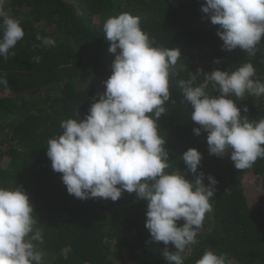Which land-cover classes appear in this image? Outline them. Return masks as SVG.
Instances as JSON below:
<instances>
[{"label":"trees","instance_id":"obj_1","mask_svg":"<svg viewBox=\"0 0 264 264\" xmlns=\"http://www.w3.org/2000/svg\"><path fill=\"white\" fill-rule=\"evenodd\" d=\"M205 0H9L10 15L21 21L24 37L0 57V74L8 81L0 87V186L21 187L33 204L36 227L43 229L44 264H167L163 242H152L145 227L147 202L124 192L117 201L81 200L70 195L61 173L46 155L49 138L62 133L60 123L83 119L103 81L111 75L114 54L102 29L107 16L130 13L154 46L179 48L181 57L170 77L175 103H166L159 118V134L170 152L171 171L188 173L180 156L189 148L202 154L198 172L216 180L213 211L206 216L188 250L184 264H196L206 249L224 253L232 264H264V159L238 170L230 154L209 155L207 133L196 136L191 105L177 86L180 79L202 68L234 70L245 62L264 82V38L249 57L239 48L222 49L213 25L201 12ZM37 36L53 40L45 44ZM14 53V55H13ZM40 62H35V57ZM219 60V63L215 61ZM198 79H203V75ZM207 91L218 95L212 85ZM236 101L249 121L264 118V98L247 96ZM247 106L248 111L244 112ZM180 224L183 221L179 222ZM170 251H175L171 245Z\"/></svg>","mask_w":264,"mask_h":264},{"label":"clouds","instance_id":"obj_2","mask_svg":"<svg viewBox=\"0 0 264 264\" xmlns=\"http://www.w3.org/2000/svg\"><path fill=\"white\" fill-rule=\"evenodd\" d=\"M9 0H0V57L7 60L10 49L24 37L21 21L10 15ZM201 12L213 25L222 49L239 48L249 57L259 51L264 38V0H205ZM108 51L114 54L111 75L103 81L105 91L97 93L83 119L62 120V133L49 138L46 155L52 169L70 195L85 200L117 201L126 191L147 202L145 227L152 242H163L167 264H184L188 250L206 216L212 213L217 180L198 172L202 154L189 148L181 156L188 173L170 168V152L159 134V118L166 103H175L170 77L181 57L179 48L154 46L142 30L140 18L124 12L108 18L102 26ZM45 44L54 41L37 36ZM14 55V53H13ZM36 63L40 57L34 58ZM219 63V60L215 61ZM203 75V79H198ZM256 69L245 62L234 70L198 68L189 79L178 80L185 103L191 105L196 136L207 133L209 155L230 154L234 167L246 170L264 159V118L249 121L231 97L251 95L264 98V82L255 79ZM209 84L218 95L210 94ZM0 74V87L7 88ZM248 111L247 106L243 109ZM34 207L18 186H0V264H44L43 229L37 228ZM183 221L182 224L179 222ZM169 245L175 251L169 250ZM196 264H232L224 253L206 249Z\"/></svg>","mask_w":264,"mask_h":264},{"label":"rangeland","instance_id":"obj_3","mask_svg":"<svg viewBox=\"0 0 264 264\" xmlns=\"http://www.w3.org/2000/svg\"><path fill=\"white\" fill-rule=\"evenodd\" d=\"M174 2H178V1H181V0H173ZM116 13V12H115ZM115 13H112L110 15L107 16V19L110 18V17H113L115 15Z\"/></svg>","mask_w":264,"mask_h":264}]
</instances>
